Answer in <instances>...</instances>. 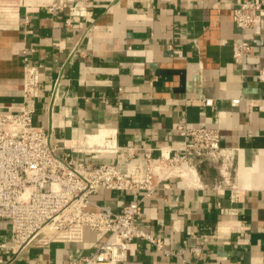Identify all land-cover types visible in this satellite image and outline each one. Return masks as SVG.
Instances as JSON below:
<instances>
[{
    "label": "crops",
    "instance_id": "1",
    "mask_svg": "<svg viewBox=\"0 0 264 264\" xmlns=\"http://www.w3.org/2000/svg\"><path fill=\"white\" fill-rule=\"evenodd\" d=\"M238 1L14 0L12 12H0V110L27 104L28 49L29 62L42 64L36 125L60 144L106 131L134 152L79 157L143 175L144 150L177 148L182 119L191 128L218 129L222 146L237 150L233 179L246 190L242 203L231 202L226 186L215 188L221 175L214 165H200L201 188L160 191L143 201L141 227L163 250L136 240L121 264H264V81L257 77L264 72V13L242 33L233 22ZM241 38L253 51L236 64L233 45ZM143 196L98 191L91 200L121 211ZM232 207L236 214L221 212ZM101 239L85 229L81 242L30 246L16 256L10 226L0 222V264H69L92 254Z\"/></svg>",
    "mask_w": 264,
    "mask_h": 264
},
{
    "label": "built area",
    "instance_id": "2",
    "mask_svg": "<svg viewBox=\"0 0 264 264\" xmlns=\"http://www.w3.org/2000/svg\"><path fill=\"white\" fill-rule=\"evenodd\" d=\"M14 7V0H0V12H12ZM71 12L73 18L80 13ZM263 13L264 0H240L233 9V22L245 33L259 24ZM73 18L68 20L69 24ZM252 51L253 44L245 38L235 41V63L242 64ZM30 52L28 49L23 52L26 61L23 97L27 104L0 110V222L10 226L13 255L30 246L81 242L85 229L101 234V242L92 254L71 260L69 264H121L127 260L129 245L136 240L150 242L163 250L156 236L141 227L143 201L160 191L201 188L199 166L204 163L214 165L220 172L221 179L215 188L220 190L226 186L233 204L243 202L246 190L233 179L237 150L222 146L221 133L216 128H191L182 119L177 130L181 144L177 148L145 149L146 168L140 176H130L114 163H97L79 157L101 153L84 143L87 138L68 144L53 140L50 132L35 124L33 101L39 96L42 64L30 63ZM257 77L264 81V72ZM58 86L59 80L54 98ZM238 103L239 100L233 101ZM105 147L103 153L125 150L129 157H134L132 148L121 149L117 145L115 134ZM98 191H140L144 196L115 211L111 206L92 202L91 196ZM221 212L236 214L238 208H221ZM75 227L81 229L77 236L57 237ZM201 250L196 246L192 251L198 256ZM165 252L183 258L182 251Z\"/></svg>",
    "mask_w": 264,
    "mask_h": 264
},
{
    "label": "bare ground",
    "instance_id": "3",
    "mask_svg": "<svg viewBox=\"0 0 264 264\" xmlns=\"http://www.w3.org/2000/svg\"><path fill=\"white\" fill-rule=\"evenodd\" d=\"M105 136L103 135V133L101 134V135H99V136H95L94 135V137H88L86 140H85V144L87 145V146H90V147H95L96 149H98V150H102L100 147H102L103 148V146L105 145V144H107L108 143V141H109V138L112 136V134L111 133H109V132H106L105 131ZM250 157H251V155H250ZM249 157V158H250ZM239 161V160H238ZM244 165V164H243ZM237 167V166H236ZM241 167V166H240ZM239 173V172H238ZM242 173V172H241ZM239 176V175H238ZM80 232H81V229H80V227H75L71 232H67V233H63V234H61V235H57V237L58 238H66V237H70V236H77L78 234H80Z\"/></svg>",
    "mask_w": 264,
    "mask_h": 264
},
{
    "label": "rangeland",
    "instance_id": "4",
    "mask_svg": "<svg viewBox=\"0 0 264 264\" xmlns=\"http://www.w3.org/2000/svg\"><path fill=\"white\" fill-rule=\"evenodd\" d=\"M106 146V144L103 146V149H102V147H100L102 150H101V153H99L98 155H102V154H104L102 151L103 150H105L107 147H105Z\"/></svg>",
    "mask_w": 264,
    "mask_h": 264
}]
</instances>
